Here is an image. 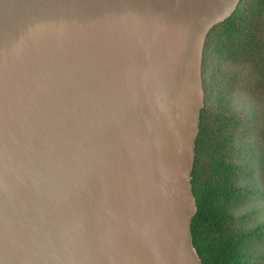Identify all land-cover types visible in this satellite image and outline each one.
I'll return each mask as SVG.
<instances>
[{"label": "water", "instance_id": "1", "mask_svg": "<svg viewBox=\"0 0 264 264\" xmlns=\"http://www.w3.org/2000/svg\"><path fill=\"white\" fill-rule=\"evenodd\" d=\"M241 1L0 0V264H203L204 50Z\"/></svg>", "mask_w": 264, "mask_h": 264}, {"label": "trees", "instance_id": "2", "mask_svg": "<svg viewBox=\"0 0 264 264\" xmlns=\"http://www.w3.org/2000/svg\"><path fill=\"white\" fill-rule=\"evenodd\" d=\"M261 5L262 0H255L245 7V0H242L236 12L210 32L203 59V81L207 100L209 94L213 93L207 88L206 71L212 70V78L218 86L217 92H222L219 87L223 84L217 70L212 69V51L217 50L219 58H229L230 52L239 57L240 53L245 54V46L249 47L250 64L253 66L249 69L247 85L252 93L262 95L264 45L259 41L247 43L256 38L253 19L256 18L255 13L261 9ZM210 76L211 73L209 79L211 84H214ZM211 110L205 102L200 116V133L196 142V159L192 172V187L197 204L191 228L193 246L203 264H251L248 242L261 234L260 226L263 223L252 228L235 225L236 218L229 209L237 204V197L240 193L243 194L245 189L241 186L237 188L234 176L236 167L227 157L219 156L221 151L227 148L229 141L228 136H221L222 141L215 136L216 128L212 118L214 113ZM252 214L253 211L250 212V215ZM262 236L264 235L261 234L260 237Z\"/></svg>", "mask_w": 264, "mask_h": 264}, {"label": "rangeland", "instance_id": "3", "mask_svg": "<svg viewBox=\"0 0 264 264\" xmlns=\"http://www.w3.org/2000/svg\"><path fill=\"white\" fill-rule=\"evenodd\" d=\"M253 2L255 0H245V7ZM255 15L256 38L247 43L259 41L264 45V0ZM248 50L249 47L245 46V54L242 52L239 57L230 52L229 58H219L217 50L212 51V69L217 70L221 78L223 84L219 89L222 92H217L212 70L206 71L207 88L213 94H209L208 100L206 95L205 102L214 113L215 136L219 137V141L221 136H228L229 144L219 156L227 157L236 167L234 176L237 188L241 186L246 191L240 193L237 204L229 209L236 218L235 225L252 228L263 223L260 229L264 235V91L261 88L262 95L252 93L247 85L249 69L253 67ZM210 73L214 84L209 79ZM261 234L248 242L251 264H264V236L260 237Z\"/></svg>", "mask_w": 264, "mask_h": 264}, {"label": "flooded vegetation", "instance_id": "4", "mask_svg": "<svg viewBox=\"0 0 264 264\" xmlns=\"http://www.w3.org/2000/svg\"><path fill=\"white\" fill-rule=\"evenodd\" d=\"M238 9V8H237Z\"/></svg>", "mask_w": 264, "mask_h": 264}]
</instances>
